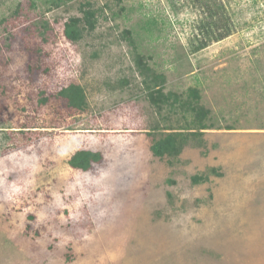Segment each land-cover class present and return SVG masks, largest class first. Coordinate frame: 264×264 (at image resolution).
Masks as SVG:
<instances>
[{"label": "rangeland", "instance_id": "374dc122", "mask_svg": "<svg viewBox=\"0 0 264 264\" xmlns=\"http://www.w3.org/2000/svg\"><path fill=\"white\" fill-rule=\"evenodd\" d=\"M58 1L0 0V264H264V0H216L231 34L201 49L205 0ZM84 9L96 27L72 41ZM135 47L211 110L179 155L151 149L177 116ZM71 83L83 110L58 95ZM80 150L103 158L73 167Z\"/></svg>", "mask_w": 264, "mask_h": 264}, {"label": "trees", "instance_id": "16d2710c", "mask_svg": "<svg viewBox=\"0 0 264 264\" xmlns=\"http://www.w3.org/2000/svg\"><path fill=\"white\" fill-rule=\"evenodd\" d=\"M200 1L202 2V0ZM53 2L57 7L62 4L58 0H53ZM202 4H207L205 7L206 16L202 20V36L195 49H201L210 41L220 40L231 34V28H229V23L225 19L227 13L224 10L225 7L222 4H217L216 0H205V3L202 2ZM32 5L35 6L34 1ZM83 13V16H71L64 23V36L72 41H78L86 31L90 32L96 27V10L84 9ZM151 22L153 21L151 20ZM125 32L131 33L130 30H125ZM128 37L130 38V35ZM134 50L135 64L143 78V85L148 91V97L160 114H163L164 109H166L170 114L169 116H177V124H170L166 127L167 132L152 139L151 149L158 156H164L165 154L179 155L189 141L199 139L204 130L214 127L211 110L202 103L201 91L197 86H190L184 92L165 91L163 87L165 75L155 70L146 60L145 55L137 51L136 47ZM58 95L66 100L67 107L83 110L86 106L84 88L80 84L71 83L67 87L61 88ZM40 100L41 103H45L48 98L42 96ZM181 119H183V122ZM226 127L228 129L235 128L233 124L226 125ZM102 158L99 152L80 150L70 159V164L73 167L88 170L94 162H100ZM207 177V174H195L191 179L194 183H199L206 180Z\"/></svg>", "mask_w": 264, "mask_h": 264}]
</instances>
